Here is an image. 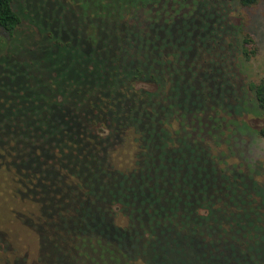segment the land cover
Instances as JSON below:
<instances>
[{"label":"trees","instance_id":"obj_1","mask_svg":"<svg viewBox=\"0 0 264 264\" xmlns=\"http://www.w3.org/2000/svg\"><path fill=\"white\" fill-rule=\"evenodd\" d=\"M57 1L62 14L75 19L76 36L50 30L29 2L0 0V172L35 205L37 213L25 218L39 238L32 264H197L179 243L152 245L156 226L144 218L152 212L169 217L161 231L167 239L179 219L204 249H210L215 231L235 239L234 256L241 241L252 250L234 221L241 212H264L260 184L245 172L220 170L200 137L211 120L225 123L212 111L226 112L239 101L237 84L224 69L227 92L193 97L195 87L185 81L199 76L197 92H206L212 78L201 72L208 63L203 48L181 54L179 11L162 17L171 0H81L79 8L73 2L76 9ZM229 1L250 8L260 0H192L187 18L193 9H215L219 21H204L206 34L225 40L219 7ZM118 31L126 36L114 37ZM31 34L38 40L23 45ZM253 43L246 34V59L255 53L249 49ZM187 54L190 67L183 68ZM248 87L261 120L255 132L264 139V80ZM131 138L135 161L122 170L113 154ZM213 212L221 214L212 220ZM138 233L141 243L134 245ZM143 238L151 243L142 246Z\"/></svg>","mask_w":264,"mask_h":264},{"label":"rangeland","instance_id":"obj_2","mask_svg":"<svg viewBox=\"0 0 264 264\" xmlns=\"http://www.w3.org/2000/svg\"><path fill=\"white\" fill-rule=\"evenodd\" d=\"M23 1L34 6L35 13L32 14L35 17L38 16L46 21L48 19L50 30L61 32L69 38L78 33L79 29L75 19L70 14H62V9L57 0ZM64 1L71 3L74 9H76L73 5L74 1L77 8L81 5V0ZM187 2L185 0H171L164 6L166 9L162 10V17L168 18L179 11V50L182 55L187 52L192 54L198 48L204 49L202 56L208 63H206V67L201 69V72L204 76L211 77L212 82L208 83L210 85L206 92L203 91V88L197 92L201 88L199 85L202 82L200 77L196 76L192 81L186 80V83H192V87H195L191 88V94L193 97H217L221 93L227 92L228 83L223 82L224 74L222 73L225 69L229 75L228 79L237 84V96L239 98V101L235 100L232 108L226 112L219 109L212 111L214 117L225 120L224 126L223 124L218 126L220 122L211 120L210 129L206 130L205 136L198 134L209 147L214 163L220 170L235 169V172L242 171L253 176L260 184L259 191L264 196V139L255 132L261 120L255 117L252 111L255 106L252 102L253 94L248 87L249 82L264 80V0H260L250 8L243 7L238 2L230 1L219 7L220 15L223 16L222 26L226 32L225 40L209 39L206 34L208 29L204 21H208L212 25L217 24L219 21L217 11L210 8L207 11L195 13L193 9L192 17L187 18L189 15L187 13L193 7L192 0L189 1L190 5ZM182 3L188 6L182 8L180 6ZM158 7L153 9V14H156ZM146 9L141 10L142 18H145ZM146 16L148 15L146 14ZM246 34H249L254 40V43L249 45V49L255 52L250 59H246L242 53L243 39ZM113 36L116 38L121 36L123 39L126 34L124 31H118ZM176 38L178 36L173 39L168 38V41H175ZM37 40L31 34L21 43L27 45L29 42ZM190 57L191 55H188L187 58L183 57V68L190 67ZM192 65L193 62H191V67ZM185 82L181 83L184 84ZM188 87L190 88L191 85L188 84ZM216 112L219 113L216 114ZM175 125L174 127H176ZM135 146L131 138L123 148L118 149L113 154V163L117 168L124 170L134 164ZM14 186L16 185L12 178L8 174L0 172V233L4 235V240L0 242V264L12 263L17 259H25V264H32L39 255V238L34 229L27 224L25 218L31 217L36 208L33 202L22 199L15 192ZM224 213L230 216L232 214V212ZM241 213L243 216L234 221V227L236 230H240V239L251 244L254 248L252 250L246 248L240 240L242 246L237 256L233 255L232 243L235 239L230 235L218 234L213 231V244L210 249H204L199 246L201 239L198 238L193 241L191 227L183 225L179 219L178 223L172 224L171 229L167 231L166 235L171 238L167 239L165 233L161 232L164 227L163 224L171 222L166 212H152L151 216L147 214L144 218L153 220L152 223L156 226L152 230L153 239L151 241L155 243L152 245L160 249L164 246H161L160 240H164V243L167 241L179 243V248H183L185 251L184 256L194 257V260L197 258V264H264V212ZM220 214L221 212H213L212 220ZM134 236L133 244L141 243L136 239L140 237L139 233ZM156 237H158L159 243L156 242ZM151 241L143 238L142 246L151 243ZM260 241L262 242V251ZM191 246L197 251L195 256L193 253L191 254L189 248ZM151 254L156 257L155 262L158 258L155 250L151 249ZM179 256L181 257L180 253Z\"/></svg>","mask_w":264,"mask_h":264}]
</instances>
